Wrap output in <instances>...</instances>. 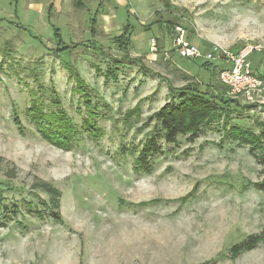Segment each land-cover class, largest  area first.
Segmentation results:
<instances>
[{"label":"rangeland","instance_id":"obj_1","mask_svg":"<svg viewBox=\"0 0 264 264\" xmlns=\"http://www.w3.org/2000/svg\"><path fill=\"white\" fill-rule=\"evenodd\" d=\"M125 26L128 57L143 68L114 61ZM181 31L201 51L259 46L250 60L264 80V0H0V264H264V241L231 252L264 227V191L254 185L264 166L221 121L192 141L160 142L150 172L133 168L154 123L138 128L169 99L168 86L222 89V62L211 75L203 57L173 48ZM75 72L109 106H100L102 136L83 131L63 150L26 114L42 105L80 127ZM235 100L228 127L258 133L264 98ZM136 104L140 116L122 121ZM49 188L60 193L57 208Z\"/></svg>","mask_w":264,"mask_h":264},{"label":"trees","instance_id":"obj_2","mask_svg":"<svg viewBox=\"0 0 264 264\" xmlns=\"http://www.w3.org/2000/svg\"><path fill=\"white\" fill-rule=\"evenodd\" d=\"M156 22L159 23L160 20ZM113 42L118 49L123 51V58L114 60L118 63L117 65L124 62L139 65V61L128 57L131 44V33L128 26H125L122 32L113 38ZM96 49L100 50V47L97 46ZM201 65L213 75L216 66L212 62L205 60ZM139 67L143 68V65L141 64ZM109 72L113 73L115 69H110ZM75 77L77 81L74 87L79 95V103H82L78 107V113L82 116L80 127L74 124L71 118L62 111L55 114L54 111L49 110L44 113L42 105H34V108H29L26 114L32 120L42 138L63 150L71 149L73 142L79 133L83 131L91 140H96L102 136L104 132L98 125V119H103L106 116L100 112V106L106 109L109 106L106 102L100 103L101 97L99 94L87 87L77 74ZM207 87L211 90L204 92L197 84L193 85L192 83H186L178 88L168 86L169 99L148 116L146 121L138 128L142 130L148 127L151 122L154 123V126L149 129L145 140L141 142V148L137 149L133 166L136 172L148 173L151 171L149 158L160 151V142L175 143L179 136H186L189 141H192L198 137L201 129L210 125L212 121H221L222 129L228 132L230 137L239 144L247 145L249 153L256 162L264 166V122L258 123L261 126L258 133L242 130L235 126L228 127L227 122L232 112L239 108L238 102L228 95L227 87L222 84V89L218 87L216 90L215 87L210 85ZM140 114V107L136 104V106L124 112L122 121L127 123L130 117H139ZM254 185L257 189L264 191V178L259 182H255ZM48 192L51 195L52 203L54 202V207L57 208L59 191L55 188H49ZM262 241H264V227L259 233L250 234L241 242L234 244L231 247V252L236 255L241 250H249Z\"/></svg>","mask_w":264,"mask_h":264},{"label":"built area","instance_id":"obj_3","mask_svg":"<svg viewBox=\"0 0 264 264\" xmlns=\"http://www.w3.org/2000/svg\"><path fill=\"white\" fill-rule=\"evenodd\" d=\"M182 31L176 33L173 48L181 57H203L207 61H220L218 80L227 87L228 94L233 99L245 100L250 103H260L264 98V80L258 76L252 67L250 56L260 50L259 46L249 43L237 50H230L213 44L208 50L201 51L198 46L183 39Z\"/></svg>","mask_w":264,"mask_h":264}]
</instances>
